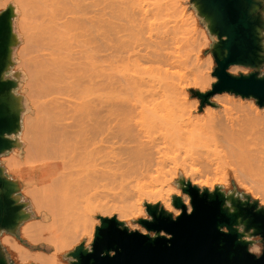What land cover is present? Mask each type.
<instances>
[{
	"label": "rangeland",
	"instance_id": "obj_1",
	"mask_svg": "<svg viewBox=\"0 0 264 264\" xmlns=\"http://www.w3.org/2000/svg\"><path fill=\"white\" fill-rule=\"evenodd\" d=\"M139 1L44 0V6L30 9L21 6L19 0H0V11L6 7H10L12 10L10 62L3 75L14 79L17 83L13 93L20 114L19 127L10 136L14 140V147L0 154V166L3 168L4 174L17 181L22 176L26 181L29 180L26 179L31 171L28 168L29 164L25 162L24 165L20 160H23L22 156H25L23 147L32 140L30 139L32 137V124L39 119L42 121L41 119L44 117V113L42 111L40 113L39 110L37 112L36 108L45 99V96L44 98H38L39 94L42 96V93H38V91V97L34 95L36 92H32L34 85L32 87L30 80L35 75L34 65L42 61L44 54L48 52L47 44L52 43L49 36L54 31L53 26H56L61 31L56 35L76 45L72 50L82 55L80 61H88L92 64L91 67L94 68L92 71L94 74L93 81L88 91V98L91 101L94 113L89 120V124L93 132L100 129V127L103 130H99L92 140L93 145H91V148L96 149L91 150V158L93 159L91 169L102 168L110 177L105 181V185L99 188L97 197L91 203L94 208V214L92 213L91 217V219H94L92 225L94 229L96 225L100 224V216H116L128 229L145 232V228L138 223V219L148 216L146 203H158L175 216L179 213V209L172 205V195H180L187 206V211H189L191 208L189 197L181 192L179 182L181 179L190 181L201 190L213 191L218 187L225 195H233L237 198H245V194L249 195L250 200H256L260 207H264V185L261 186L264 183L257 177L244 173V170L242 172L241 169L245 167L243 164L246 161L243 160L242 164L239 163L238 160L242 161L237 159L240 154L235 155L237 156L235 157L233 153L241 151L243 144L250 145V143L259 141L262 136L261 129L264 126V104L259 106L253 97H241L230 92H215L205 98L200 97L198 93H209L212 90L213 82L217 80L216 76L213 75L216 63L212 56L217 38L208 29L209 21L199 14L197 5L191 0ZM138 2L142 4L143 11H140L145 13H143V16L139 15L141 7L138 8L140 5ZM261 3L264 7V0H261ZM43 8L45 10H42ZM23 13H26V16L23 17ZM262 17L264 18V13ZM140 21H143V23ZM262 37L264 47V30L262 31ZM161 39L164 40L159 45L152 43ZM165 40L169 41L166 42ZM142 42L143 44H141ZM157 54H167L168 61L160 63L156 58ZM75 56L77 57L78 54ZM228 71L235 75L239 73L247 74L252 71V68L231 65ZM258 71L261 75L264 74V63ZM123 73L125 76L134 77V81L137 78V81L128 84L130 87L132 86L129 87L130 90L128 91L130 99L144 97L149 101L153 100L152 103L148 104V109L142 115H137L136 111L130 106L127 112V120L121 110L122 96L128 90L126 89V92L122 91L124 88L121 86ZM41 81L40 78L38 84H41ZM39 89L41 90V88ZM33 90L35 89L33 88ZM180 91L185 94L182 92L180 95ZM173 94L175 96L180 95L174 97L176 100L180 99V102L186 97L184 102L188 101L185 104L188 108L191 107L188 111L193 112L197 117L207 118L204 117L205 114L218 108L219 114L224 116L222 118L223 124L225 126L233 124L234 128L237 129L238 132L234 137L236 142L232 144L230 150L231 144L224 143L222 140L221 143H224V145L220 142L215 143L217 138L211 140V136H208L209 138L204 139L203 137L201 139L202 141L204 139L203 143L197 141L199 143L197 144L203 147L190 143V145L192 144L191 147L187 144V147L183 145V149L180 148L174 153V147H168L165 149L164 155L167 158L178 153V155L176 154L178 157L176 156L177 161L175 163L173 161L175 158L172 159L174 164L170 162L171 159L165 158L164 168L160 169L158 166H152L149 172L140 173L136 168V161L127 159L126 152L130 153V150H133L137 140L144 143L149 142L156 135L157 126L169 128L172 123L173 128H175L177 127L174 122L175 118L179 119L178 115L181 112L185 113L184 115L181 113L183 118L187 116L188 108L185 107V104H180L179 100L177 102L181 106L184 105L181 108H179L178 103L177 105L172 104L171 101L174 99L171 95ZM85 99L87 100V98ZM85 99L81 100L85 101ZM212 100L214 102H211ZM193 102L196 106L195 109L191 106ZM100 105H102V111L101 116H98L97 111ZM155 109L158 111H154ZM35 110L41 114V118L40 114L36 115ZM227 114L230 120H226ZM32 116H35V118ZM37 116L39 117L37 118ZM155 116L159 117V123L156 122L158 119ZM36 118L37 120H35ZM204 126L206 125L204 124ZM123 128L128 129V136L119 138V133ZM215 131L218 135L221 130L217 128ZM108 134L116 137L101 142L100 139ZM207 138L208 142L205 141ZM261 140L262 138H260ZM209 142L213 145L217 144L215 145L217 147L221 145V147H212ZM194 146L197 147L199 152L195 150L196 148H193ZM214 148L217 151L219 149L220 155ZM184 150L186 151L184 152ZM202 150L204 151L202 152ZM230 152L233 154L228 157L231 154ZM14 155L20 157L19 163L21 165L19 164V168L14 169L15 173L12 176L8 171L5 172V167L13 160ZM202 163L204 164L202 165ZM204 165L206 167L205 172L203 170L205 169ZM20 173H22V176H20ZM21 183L19 181V187ZM20 190L21 188L15 196L21 202H24L20 197ZM25 210L27 212L33 211V214L26 220L35 217L33 207L30 208L26 204ZM26 220L20 222L15 229L16 232L0 231V249L4 253L8 264L31 263L27 262L26 257H24L25 262L21 261V255L25 256L26 254V252L22 254L24 253L25 243L22 242L23 247L20 245L22 249H19V245L15 244L18 247L12 249L15 252L11 253L12 250L10 249V244L15 243L12 237L20 239L19 227ZM92 226H88L89 229ZM32 229L31 227L28 228V230ZM86 231L88 233V229ZM247 238L254 240L252 244H260L259 251L253 252L259 255L263 247L258 241L260 237L251 236ZM24 239L29 242L26 237ZM85 241L86 238H82L80 241L74 242L72 248L60 255L61 262L70 264L72 258L69 256V252L80 243H84L85 246ZM91 242L85 247L89 248ZM28 244L26 243L27 246ZM39 249L41 250V248ZM13 253H18L14 255L19 256H14Z\"/></svg>",
	"mask_w": 264,
	"mask_h": 264
},
{
	"label": "bare ground",
	"instance_id": "obj_2",
	"mask_svg": "<svg viewBox=\"0 0 264 264\" xmlns=\"http://www.w3.org/2000/svg\"><path fill=\"white\" fill-rule=\"evenodd\" d=\"M19 3L21 6L29 7L30 9L41 5L44 6V0H19ZM141 6L142 4H140L138 8ZM142 8L143 7L139 9V12L141 13H139L140 16L145 14L144 12V14L141 12L143 11ZM42 10H45V8ZM28 14L30 15L29 12ZM24 16H26V13H23V17ZM140 22L143 23V21ZM52 29H54V31L49 36L52 43L47 44L48 52L44 54L43 60L34 65L35 75L32 77V80H30L32 87L34 85L33 88L36 90L35 91L32 88V92H36L34 95L38 97V91V93H42L43 96L42 97L41 94H39L40 96L38 98H44L45 96L46 100H42L40 105L36 108L37 112L39 110L40 113H44V117H42L41 114L37 113L35 110V113H37L36 115L40 114V118L42 117L43 119H41L42 121H40V119L37 120L39 117L37 116L35 119L37 121L32 124V137H30L32 140H30L26 146L23 147L25 156H22L23 160H20L24 165L25 162H27L29 164L28 168L31 170H38V174H33V176L27 181L24 178H19L18 181L15 179L17 183H19V181L20 183L22 182L19 187L21 188L20 197L28 206H30V208L33 207L35 210V217L31 220H26L20 225V239L12 237L15 243H12L11 241L12 245L10 244V249L14 250V247L15 249L18 247L20 249L21 246L23 247L22 242L25 243V249L23 247L24 253H22L25 254L26 252L25 256H22L19 253L21 255V261L25 262L24 257H26L27 262L35 264H63L60 260V255L72 248L74 242L80 241L82 238H86V246L90 241H92L94 234V228L92 225L94 224V219L92 218V221L91 217L92 213L94 214V208L91 203H93L92 200L94 201L97 197L99 188L104 186L105 181L110 178L102 168L98 167L91 169L93 162V159L91 158V150L96 149L91 148V145H93L92 140L94 139L93 137L98 134L99 130H103L100 127V129L93 132L89 124V120L94 113L91 101L88 98L90 84L93 81L94 74L92 71L94 68L93 66L91 67L92 64L90 62L80 61L82 55H80L79 52L72 50V48L76 45H73L72 42H68L67 39H63L56 35V33L61 32L59 31V28L53 26ZM163 40L164 39H161L160 41H154L152 43L159 45ZM141 44H143V42ZM76 54H78L77 57L75 56ZM156 58L160 63L168 61L167 54H157ZM122 75L121 86L124 87L122 91L126 92V89L128 90L127 93L122 96L121 110L124 114V118L127 120V112L130 106L134 109V111H136L137 115H142L145 110L148 109V104L152 103L153 100L149 101L144 97H133V99H130L128 91L132 86L130 87L129 85L135 78L131 77L129 74V76H125L124 73ZM40 78L42 81L41 84H38ZM135 81H137V78ZM36 86L38 87L37 89ZM39 88H41V90ZM78 95L82 100L85 98H87V100L85 99V101H82ZM180 95L178 94L175 96L173 94L171 96L172 99H174V97H179ZM74 97L76 100L78 99V102ZM184 99L180 102V99H178V101L175 98L171 102L173 105H177L178 102H180V104H185L188 101L184 102L186 100ZM99 102L101 103V101ZM211 102L214 101L212 100ZM180 104L179 108L184 106H181ZM185 105V107L188 108L187 104ZM191 106H193L194 109L196 108L194 102ZM190 108H188L187 111ZM180 110L182 111V109ZM101 111L102 105H100L97 111L98 116H101ZM154 111L157 112L158 110L155 109ZM183 111L185 112V109ZM189 111L186 113L187 116H184L185 118L182 116V114H185L183 112L178 115L179 119L175 118L174 122L177 127L173 128L172 123L169 128L157 126L156 129L158 130H155L156 135L149 142L146 141V143H144L137 140L136 144L133 146V150H130V153L126 152L127 159L136 161V168L140 171V173L149 172L152 166H158L160 169L164 168V163L166 162L165 158H167V156H164L166 148L174 147V153L178 149L182 148L183 145L186 147L189 145L191 147L192 144L198 145L201 142L203 143L204 139L208 136H211V140L212 138H217L215 143H221L222 140L224 143L229 145L231 144V150L232 144L236 142L234 137L238 131L234 128L233 124L229 126H225L223 124L222 118H224V116L219 114L218 108H215L213 111L205 114L204 117L207 118H201L200 116L197 117V115L195 116L193 112ZM35 116L32 117L35 118ZM226 120H230L228 114ZM156 122L159 123V119L156 120ZM204 124L206 126H204ZM217 128H220L221 130L218 135H216L217 131H215ZM261 131L262 136L260 138H262V140L260 141L259 138V143L255 141L256 143L253 142L252 144L250 143V145L243 144L241 146V151L239 150L238 153L232 152L234 153V156H238L240 154V157L237 159H241L242 161L238 160L239 163L242 164V162L246 161L243 164L245 167L242 166V172L244 170V173H247L250 176L253 175L264 183V126ZM119 134V138L128 136V129L123 128ZM108 135L101 138L100 141H109L111 137H116L115 135ZM203 137L204 139L202 141L201 139ZM208 138L205 141H207ZM197 141L200 142L198 143ZM190 143L192 144L190 145ZM210 143L211 142H209V144ZM224 143L221 144L224 145ZM215 145L217 144H212V147H217ZM198 146L203 147L202 145ZM219 146L221 147V145ZM219 146L217 148H219ZM228 146L227 148H229ZM193 148H196L195 150L199 152L197 147L194 146ZM185 151L186 150H184V152ZM203 151L204 150H202V152ZM215 151L217 150L215 149ZM220 152L222 151L220 150ZM195 153L197 154V152ZM233 153L229 154L228 157H231ZM176 154L178 155V153ZM176 154L168 157L167 159H171L170 162L173 163L172 159L175 158L173 159L175 163L177 161ZM206 154L208 153L206 152ZM218 155H220L219 152ZM191 157L192 156L190 155V158ZM19 158L14 155L13 160L6 165L5 172L8 171L10 175L14 174V169L19 168V164L21 165V163H19ZM203 164L204 163H202V165ZM205 165L203 167H205ZM203 170L205 172L206 167ZM245 170L249 172H246ZM263 185L264 184H261V186ZM28 214L29 216L32 215L33 211L31 210ZM95 221L97 222V220ZM88 226H92V228L89 229ZM29 227L33 229L28 230ZM87 229L88 233L86 231ZM25 237L29 242L24 239ZM26 243H29L28 246ZM15 244L19 246L16 247ZM39 248H41V250ZM248 249L251 252H257L260 249V244L253 243L249 245ZM13 250L11 253L15 252ZM14 254L18 253H13V255ZM14 256L18 257L19 255Z\"/></svg>",
	"mask_w": 264,
	"mask_h": 264
},
{
	"label": "water",
	"instance_id": "obj_3",
	"mask_svg": "<svg viewBox=\"0 0 264 264\" xmlns=\"http://www.w3.org/2000/svg\"><path fill=\"white\" fill-rule=\"evenodd\" d=\"M191 1L209 21L208 29L217 38L212 50L216 63L213 75L217 80L209 93L199 92V96L230 92L253 97L262 106L264 74L258 71L264 63L261 0ZM11 19L10 7L0 11V154L14 147L10 136L20 123L13 93L17 83L3 75L10 62ZM231 65L255 70L235 75L228 71ZM179 182L181 192L189 197V212L180 195H172L171 199L172 205L180 210L175 216L158 203H146L151 220L139 218L138 223L146 231H153L154 237L128 229L116 216L100 217L90 247L84 243L76 245L69 252L70 264H264V207L258 201L250 200L245 194L246 201L241 202L233 195H225L218 187L213 191L201 190L190 181ZM18 191V183L7 177L0 166V231L12 233L29 217L26 204L15 196ZM240 225L252 232L239 231ZM223 227L227 230H222ZM251 235H259L263 240L259 255L248 249L253 241L246 237ZM0 264H8L1 249Z\"/></svg>",
	"mask_w": 264,
	"mask_h": 264
},
{
	"label": "flooded vegetation",
	"instance_id": "obj_4",
	"mask_svg": "<svg viewBox=\"0 0 264 264\" xmlns=\"http://www.w3.org/2000/svg\"><path fill=\"white\" fill-rule=\"evenodd\" d=\"M260 13L261 14H263L264 13V11L263 10H261L260 9ZM263 55H264V51H263ZM259 69V68H258ZM253 70H255L254 68L252 69V71ZM227 195V194H226ZM239 201H241V202H245L246 201V199L245 198H239ZM225 204H230L229 202H226ZM243 206L244 207H247V204H243ZM143 218H146V219H149V220H151V217L150 216H147V217H143ZM222 230H224V231H226L227 229L225 228V227H223L222 228ZM239 231H241V232H244V233H251L252 232V229H249V230H245L244 229V225H240V227H239ZM143 233H147V234H149V236L150 237H154L155 236V233L152 231H150V232H148V231H145V232H143ZM169 236V235H168ZM252 237L253 236H259V235H251ZM251 236H248V237H251ZM260 237V236H259ZM247 238V237H246ZM247 239H251V238H247ZM252 241H254V240H252ZM262 245H263V240H262V238L260 237V239L258 240ZM112 254V253H111Z\"/></svg>",
	"mask_w": 264,
	"mask_h": 264
},
{
	"label": "crops",
	"instance_id": "obj_5",
	"mask_svg": "<svg viewBox=\"0 0 264 264\" xmlns=\"http://www.w3.org/2000/svg\"><path fill=\"white\" fill-rule=\"evenodd\" d=\"M38 170H31L28 174V176H27V178L26 179H29V178H31L32 176H33V174L35 175V174H38V172H37ZM20 176H22V173H20ZM22 178H23V176H22Z\"/></svg>",
	"mask_w": 264,
	"mask_h": 264
}]
</instances>
